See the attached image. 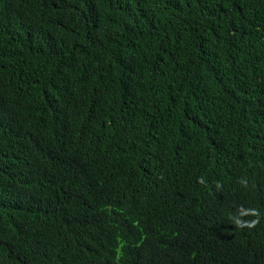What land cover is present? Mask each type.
Listing matches in <instances>:
<instances>
[{
	"label": "trees",
	"instance_id": "1",
	"mask_svg": "<svg viewBox=\"0 0 264 264\" xmlns=\"http://www.w3.org/2000/svg\"><path fill=\"white\" fill-rule=\"evenodd\" d=\"M0 264H264V0H0Z\"/></svg>",
	"mask_w": 264,
	"mask_h": 264
},
{
	"label": "bare ground",
	"instance_id": "2",
	"mask_svg": "<svg viewBox=\"0 0 264 264\" xmlns=\"http://www.w3.org/2000/svg\"><path fill=\"white\" fill-rule=\"evenodd\" d=\"M160 49V48H159Z\"/></svg>",
	"mask_w": 264,
	"mask_h": 264
}]
</instances>
